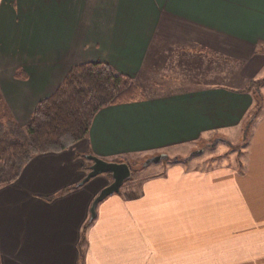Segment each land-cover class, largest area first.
Here are the masks:
<instances>
[{
    "label": "crops",
    "instance_id": "1",
    "mask_svg": "<svg viewBox=\"0 0 264 264\" xmlns=\"http://www.w3.org/2000/svg\"><path fill=\"white\" fill-rule=\"evenodd\" d=\"M154 43L237 67L229 84L102 107L83 140L32 156L0 186V264H264V93L250 120L248 89L264 68V0H0V91L21 122L73 65L103 62L137 79ZM244 128L230 164L175 157L105 197L90 219L111 178L78 186L85 154L167 160Z\"/></svg>",
    "mask_w": 264,
    "mask_h": 264
},
{
    "label": "trees",
    "instance_id": "2",
    "mask_svg": "<svg viewBox=\"0 0 264 264\" xmlns=\"http://www.w3.org/2000/svg\"><path fill=\"white\" fill-rule=\"evenodd\" d=\"M261 82L264 78L251 84ZM144 97L131 77L106 63L73 65L55 91L37 103L24 126L12 119L0 120V186L16 180L32 156L60 152L83 140L102 107Z\"/></svg>",
    "mask_w": 264,
    "mask_h": 264
},
{
    "label": "rangeland",
    "instance_id": "3",
    "mask_svg": "<svg viewBox=\"0 0 264 264\" xmlns=\"http://www.w3.org/2000/svg\"><path fill=\"white\" fill-rule=\"evenodd\" d=\"M182 51L184 50L161 43H154L151 46L149 61L146 62L137 79L132 78L141 87L143 94L151 95L159 92L173 91L193 85H202L206 82L220 85L229 84L228 78L237 67L234 63L208 53L199 54V52H191L193 55L189 56L188 51H185L186 53H182ZM257 75L254 81L264 78V68ZM248 89L254 94L255 101L253 115L252 117L250 116L251 120L260 109H257V105H262V99L259 94L260 92L261 94L264 93V82L258 85L254 84V86L251 84ZM44 98L38 100L37 103ZM37 103L34 105L32 111ZM31 113L30 115L27 114L28 117L21 122L15 120L0 91V120L12 119L17 124L24 126L29 121ZM247 136L248 132L246 133V128H244L242 133L230 134L223 139L221 138V140L213 138L202 145L198 143L191 150L168 155L167 160L151 161L147 164L146 158L137 157L129 162L131 177L123 183L121 190L125 188V185L134 186L135 184H139L146 175L155 172L175 157L183 165L196 168H210L222 164L228 165L231 163L230 159L233 154L243 152L244 138ZM101 175L110 176L107 173Z\"/></svg>",
    "mask_w": 264,
    "mask_h": 264
},
{
    "label": "water",
    "instance_id": "4",
    "mask_svg": "<svg viewBox=\"0 0 264 264\" xmlns=\"http://www.w3.org/2000/svg\"><path fill=\"white\" fill-rule=\"evenodd\" d=\"M84 158L91 163L88 166V172L79 181L78 186L89 181L91 178L100 174H109L111 181L100 189L98 194L93 198L89 207V217L92 219L96 213V205L110 194L118 193L122 184L131 177V169L125 161H109L92 154H85ZM160 156L153 157L146 162L158 161Z\"/></svg>",
    "mask_w": 264,
    "mask_h": 264
}]
</instances>
